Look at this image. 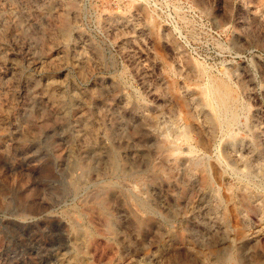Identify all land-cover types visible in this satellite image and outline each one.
<instances>
[{
	"label": "rangeland",
	"instance_id": "374dc122",
	"mask_svg": "<svg viewBox=\"0 0 264 264\" xmlns=\"http://www.w3.org/2000/svg\"><path fill=\"white\" fill-rule=\"evenodd\" d=\"M0 264H264V0H0Z\"/></svg>",
	"mask_w": 264,
	"mask_h": 264
},
{
	"label": "bare ground",
	"instance_id": "6f19581e",
	"mask_svg": "<svg viewBox=\"0 0 264 264\" xmlns=\"http://www.w3.org/2000/svg\"><path fill=\"white\" fill-rule=\"evenodd\" d=\"M213 89V88H212ZM214 90V89H213ZM221 101L222 102H224V98H223V96H221ZM214 102H215V100H214ZM218 110V109H217ZM222 110V109H221ZM222 112V111H221ZM222 114V113H221ZM187 128V127H186ZM224 165V164H223Z\"/></svg>",
	"mask_w": 264,
	"mask_h": 264
}]
</instances>
